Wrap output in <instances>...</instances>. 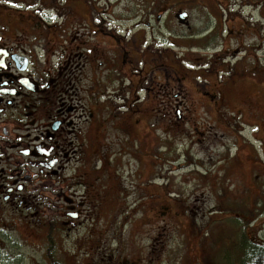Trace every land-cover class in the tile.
Returning <instances> with one entry per match:
<instances>
[{
	"label": "rangeland",
	"instance_id": "374dc122",
	"mask_svg": "<svg viewBox=\"0 0 264 264\" xmlns=\"http://www.w3.org/2000/svg\"><path fill=\"white\" fill-rule=\"evenodd\" d=\"M186 1L31 0V12L40 9L47 22L77 24L81 34L87 30L95 52L105 48L111 61L118 49L102 30L117 28L129 50L131 40L136 45L131 54L139 60L135 76L128 70L125 75L140 87L139 125L134 133L122 130L132 118L107 95L100 98L111 119L96 134L106 150L95 166L94 177L101 179L91 191L83 226L58 240L54 255L61 264H94L89 244L99 241V231L110 247L119 242L128 263L140 255L154 264H231L218 257L230 244L233 251L237 240L264 241V66L257 64L259 57L251 63L262 53L251 46L252 37L245 47L227 36L229 29H242L238 16L219 15L222 24L211 18L208 26L221 28L203 40L202 7L188 12L190 26L179 19ZM78 15L88 25L93 20L94 35L81 18L79 24L71 21ZM102 21L108 26L99 27ZM45 32L54 45L56 32ZM237 47L245 48L244 56L234 53ZM118 77L111 76V85L133 100L136 89L114 81ZM24 233L36 243L24 247L25 264H51L39 245L43 233Z\"/></svg>",
	"mask_w": 264,
	"mask_h": 264
},
{
	"label": "flooded vegetation",
	"instance_id": "af4514ba",
	"mask_svg": "<svg viewBox=\"0 0 264 264\" xmlns=\"http://www.w3.org/2000/svg\"><path fill=\"white\" fill-rule=\"evenodd\" d=\"M193 1L187 0L188 8L180 10L187 15L183 24L190 26L188 12L198 4L203 8L201 13L206 14L207 23H202L200 31L206 35L203 40H207L211 34L218 35L221 28L217 23L209 27L211 18L221 20L222 24L219 15L241 17L242 29H229L227 36L241 39L245 47L246 39L252 37L251 46L262 55L253 56L251 63L259 57L257 64L264 66V0H228L226 4L224 0ZM34 5L31 0H0L1 264H25L29 252H24V247L36 244L24 233L28 229L43 233L39 245L48 259L47 254L54 255L61 237L70 238L72 232L83 226L91 191L94 194L101 179L94 177L95 166L106 156L96 134L101 124L104 130L111 121L103 113L100 98L107 95L117 102L118 110L132 118L122 127L127 133L135 132L139 125L135 118L141 111L137 95L140 87L125 76L127 70L135 76L138 69L139 60L131 54L136 52L132 40L129 50L117 28L102 30V37L110 43L114 41L118 49V53L112 51L114 60H107V50L96 53L87 30L81 34L77 24L75 28L68 23L53 25L52 18L47 22L41 16L40 9L31 12ZM80 18L71 17V21L78 19L79 24ZM81 20L85 22V18ZM86 24L94 35L93 20ZM102 24L109 23L102 21L98 26L103 27ZM256 26L260 34L253 28ZM45 29L56 32L54 45ZM244 50L237 47L234 53L244 56ZM112 75L119 76L114 81L123 82L122 86L136 89L133 100L121 93L119 87L113 88ZM151 79L154 82V66ZM119 120L122 122L120 117ZM115 128L119 129L120 124ZM102 237L99 231L95 239L99 241L89 244L94 264H154L153 258L146 261L140 255L135 262L128 263L119 242L112 248ZM54 257L57 259L56 253Z\"/></svg>",
	"mask_w": 264,
	"mask_h": 264
},
{
	"label": "trees",
	"instance_id": "16d2710c",
	"mask_svg": "<svg viewBox=\"0 0 264 264\" xmlns=\"http://www.w3.org/2000/svg\"><path fill=\"white\" fill-rule=\"evenodd\" d=\"M240 245V246H239ZM231 244L228 248H225V253L221 255L222 258L228 260L229 263L234 264L238 261L239 264H264V241H259L256 237L241 240L238 244V240L234 243L235 249L231 251ZM230 254V255H228ZM51 264H61L54 255L47 254ZM223 263V262H222Z\"/></svg>",
	"mask_w": 264,
	"mask_h": 264
},
{
	"label": "water",
	"instance_id": "95a60500",
	"mask_svg": "<svg viewBox=\"0 0 264 264\" xmlns=\"http://www.w3.org/2000/svg\"><path fill=\"white\" fill-rule=\"evenodd\" d=\"M186 16H187L186 14H181V15H180V17H181L182 19H184Z\"/></svg>",
	"mask_w": 264,
	"mask_h": 264
}]
</instances>
